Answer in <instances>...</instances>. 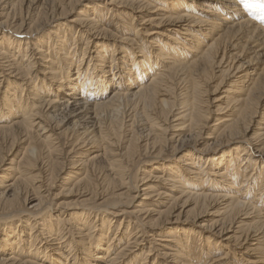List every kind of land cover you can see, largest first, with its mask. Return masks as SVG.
<instances>
[{
	"label": "bare ground",
	"instance_id": "bare-ground-1",
	"mask_svg": "<svg viewBox=\"0 0 264 264\" xmlns=\"http://www.w3.org/2000/svg\"><path fill=\"white\" fill-rule=\"evenodd\" d=\"M173 1H0V264H264V0Z\"/></svg>",
	"mask_w": 264,
	"mask_h": 264
},
{
	"label": "rangeland",
	"instance_id": "rangeland-1",
	"mask_svg": "<svg viewBox=\"0 0 264 264\" xmlns=\"http://www.w3.org/2000/svg\"><path fill=\"white\" fill-rule=\"evenodd\" d=\"M1 1V0H0ZM179 1V0H178ZM174 3L175 2H177V1H173ZM155 5H159V3L157 2V3H154ZM106 8H109L110 9V6H106ZM105 14V13H104ZM103 14V15H104ZM73 15H75V14H73ZM73 15H71V16H73ZM121 17H123V18H125V17H127V20L130 18L128 15H122ZM152 25H149L148 27L149 28H146V30H151L153 27H151ZM131 37H132V35H131ZM206 97H207V99H209V98H213L214 97V95H212L211 93H207V95H206Z\"/></svg>",
	"mask_w": 264,
	"mask_h": 264
}]
</instances>
